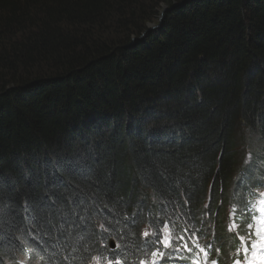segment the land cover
I'll return each instance as SVG.
<instances>
[{"label": "trees", "instance_id": "obj_1", "mask_svg": "<svg viewBox=\"0 0 264 264\" xmlns=\"http://www.w3.org/2000/svg\"><path fill=\"white\" fill-rule=\"evenodd\" d=\"M263 165L264 0H0V264H137L164 221L223 249Z\"/></svg>", "mask_w": 264, "mask_h": 264}, {"label": "snow or ice", "instance_id": "obj_2", "mask_svg": "<svg viewBox=\"0 0 264 264\" xmlns=\"http://www.w3.org/2000/svg\"><path fill=\"white\" fill-rule=\"evenodd\" d=\"M261 195L264 196V193H262ZM258 203L261 205V207L258 210L260 211L261 216L264 217V199L259 200ZM87 218L88 217H81L82 220L83 219H87ZM261 223H264V219L261 220ZM100 227L104 231H107V228L105 227L104 223H101L100 224ZM249 227H251V225H249ZM143 235H144L145 238H147L149 236V233L147 231H145L143 233ZM256 235L259 238V240L261 242V245L264 246V228H258L256 230ZM157 239H159V238L157 237ZM151 243H153V241H149L148 239H145L142 247H144L145 249H147L148 247H150ZM159 243H162L163 244L164 249H168L169 246L171 245L172 241L169 240L167 237H165L163 240H160ZM114 247L115 248H119L120 245L119 244H116ZM252 247L253 248L256 247V243L255 242H253ZM185 249L190 251V249L187 248V245H185ZM245 251H247V248H245ZM200 252H203L204 253V256H205V260H204L203 264H209V261L207 260V257L209 255V253L204 248H201L200 249ZM166 254L167 255H171V253H166L165 251H160V250L152 251V253H151V255L153 257H156L157 255H160L161 257H164ZM108 264H112V261L109 260ZM115 264H121V261L119 259H116L115 260ZM141 264H147V262L144 261V260H142L141 261ZM153 264H156V262L153 261ZM194 264H199V261H194ZM211 264H217V262L216 261H212ZM235 264H239V261L237 260L235 262Z\"/></svg>", "mask_w": 264, "mask_h": 264}, {"label": "clouds", "instance_id": "obj_3", "mask_svg": "<svg viewBox=\"0 0 264 264\" xmlns=\"http://www.w3.org/2000/svg\"><path fill=\"white\" fill-rule=\"evenodd\" d=\"M175 6H177V5L175 4V5L173 6V8H174ZM164 8H166V9H167V11H166V12H168V10H170V9H169V8H167V7H164ZM164 8L162 9V11L164 10ZM171 9H172V8H171ZM162 11H160V18H162V15H163V19H164L166 12H164V14H162ZM160 18H159V22H160ZM162 21H163V20H162ZM159 22H158L157 24H150L148 27L150 28L151 26H156V25H158V24H159ZM161 25H162V23H161ZM161 25H160V28H159V29H157V30H161ZM157 30H154V31H152V32H155V31H157ZM135 41H136V40H133L132 44H134V43H135Z\"/></svg>", "mask_w": 264, "mask_h": 264}, {"label": "water", "instance_id": "obj_4", "mask_svg": "<svg viewBox=\"0 0 264 264\" xmlns=\"http://www.w3.org/2000/svg\"><path fill=\"white\" fill-rule=\"evenodd\" d=\"M167 11V9L166 8H164V10L162 11V14H164V12H166ZM162 20H163V15H162V18H160V22H159V24L158 25H156V26H151L150 28H149V33L150 32H152V31H154V30H157V29H159L160 28V25H161V23H162Z\"/></svg>", "mask_w": 264, "mask_h": 264}, {"label": "rangeland", "instance_id": "obj_5", "mask_svg": "<svg viewBox=\"0 0 264 264\" xmlns=\"http://www.w3.org/2000/svg\"><path fill=\"white\" fill-rule=\"evenodd\" d=\"M164 7H162V9H163ZM162 11V10H161ZM114 38V39H119L120 37H119V35L117 36V35H115V33L113 34H111V33H109V35L108 36H105V38H108V39H111V38ZM102 38V37H101Z\"/></svg>", "mask_w": 264, "mask_h": 264}, {"label": "bare ground", "instance_id": "obj_6", "mask_svg": "<svg viewBox=\"0 0 264 264\" xmlns=\"http://www.w3.org/2000/svg\"><path fill=\"white\" fill-rule=\"evenodd\" d=\"M161 224H164V222H162Z\"/></svg>", "mask_w": 264, "mask_h": 264}]
</instances>
